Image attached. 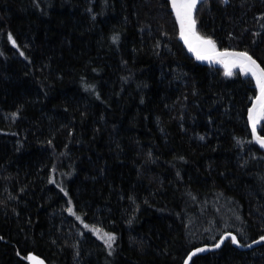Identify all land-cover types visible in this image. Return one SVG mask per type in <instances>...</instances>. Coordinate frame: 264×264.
Segmentation results:
<instances>
[{"label": "trees", "instance_id": "1", "mask_svg": "<svg viewBox=\"0 0 264 264\" xmlns=\"http://www.w3.org/2000/svg\"><path fill=\"white\" fill-rule=\"evenodd\" d=\"M194 19L264 70V0ZM232 72L186 53L169 0H0V264H183L264 235L258 89ZM190 264H264V244Z\"/></svg>", "mask_w": 264, "mask_h": 264}, {"label": "snow or ice", "instance_id": "2", "mask_svg": "<svg viewBox=\"0 0 264 264\" xmlns=\"http://www.w3.org/2000/svg\"><path fill=\"white\" fill-rule=\"evenodd\" d=\"M198 2L199 0H171L177 23L180 26V37L188 47V50L196 56L197 60H210L214 63L222 64L225 69V76H232V68L234 67H239L241 73L245 76L251 74L256 81L259 95L256 96L253 107L249 109L248 119L252 128L253 137L261 147H264V138L256 135V125L261 119H264V70L245 52H216L215 43L211 39L204 38L196 32V22L193 17V12ZM224 2L227 3V0H224ZM9 40L12 41L11 36H9ZM13 46H15L14 41ZM68 211L71 214L72 209L69 208ZM93 231L103 238L105 244L111 248V242L114 240L113 236L102 234L98 228L93 229ZM261 239L264 240V237ZM231 240L233 244H238L235 236H232ZM221 243H223V239L220 243L216 244V247H220ZM199 251H204V249H200ZM28 259L31 262L35 258L28 257ZM185 264H187V261H185Z\"/></svg>", "mask_w": 264, "mask_h": 264}, {"label": "water", "instance_id": "3", "mask_svg": "<svg viewBox=\"0 0 264 264\" xmlns=\"http://www.w3.org/2000/svg\"><path fill=\"white\" fill-rule=\"evenodd\" d=\"M200 1H201V0H199V2H200ZM199 2H198V3H199ZM198 3H197V4H198ZM169 7H170V10H171V12H172V14H173V16H174L175 22H176L177 27H178V39H179L180 43L183 45V47H184L186 53H187L191 58H193L195 61H197L198 63H200V64H202V65H204V66L221 67V68L224 69V67H223L222 64L214 63V62H212V61H210V60H197V59H196V56H195L192 52H190V51L188 50V47L185 45L184 41H183V40L181 39V37H180V26H179V24L177 23V20H176V14H175V12L173 11L171 0H169ZM193 17H194V12H193ZM216 52H243V51H235V50H229V49H227V50H216ZM248 55H249V54H248ZM249 56H250V55H249ZM253 59H254V58H253ZM254 60H255V59H254ZM255 61H256V60H255ZM256 63H257V64L259 65V67L262 69V67L260 66V64H259L257 61H256ZM234 68H235V67H234ZM234 68H232V70H233ZM224 70H225V69H224ZM262 70H263V69H262ZM249 76H251V74H249ZM251 77H252V76H251ZM258 95H259V90H258V93H257L256 96H258ZM256 96H255V98L252 100L249 109L253 107V103H254V101H255V99H256ZM249 109H248V112H247V123H248V128H249V131H250L251 139H252V141H253L256 145H258V146L264 151V147H261L260 144H259V143L256 141V139L253 137L252 128H251V125L249 124V119H248V116H249ZM256 135L259 136V137H261V138H264V136H260V135L257 133V131H256ZM232 236H235V237H236V235L233 234V233H231V232L223 233V234L221 235V237H220V240H219L217 243H220V241H221L222 239H223V243H224L227 239H230V240H231V237H232ZM262 237H264V235H262L261 237H259V239H257V240L254 241L253 243L248 244V245H245V246L241 245V244L239 243L237 237H236V239H237V241H238V244H233V243H232V245H233L235 248H237V249H239V250H241V251L251 250V249H253V248H255V247H258V246H261V245L264 244V240L261 239ZM231 242H232V240H231ZM217 243H216V244H217ZM223 243H221V244H220V247H218V248L216 247V244H214V245H204V246L197 247V248L193 249V250L188 254V256L186 257L185 261H187V264H190L192 258H193L195 255H203V254H205V253H207V252H210V251H217V250H219V249L222 247ZM200 249H204V251H199ZM193 253H195V255H193ZM29 257H33V258H35V259H34L33 261H31V262L29 261L28 264H48L44 259H42V258L39 257V256H36V255H30ZM185 261H184L183 264H185Z\"/></svg>", "mask_w": 264, "mask_h": 264}, {"label": "bare ground", "instance_id": "4", "mask_svg": "<svg viewBox=\"0 0 264 264\" xmlns=\"http://www.w3.org/2000/svg\"><path fill=\"white\" fill-rule=\"evenodd\" d=\"M219 240H220V239H219ZM255 241H256V240H255ZM253 242H254V241H252V242H250V243H248V244H251V243H253ZM239 243H240V242H239ZM223 244H224V243H223ZM240 244H241V243H240ZM248 244H246V245H248ZM206 245H207V244H206ZM213 245H214V244H213ZM241 245H242V244H241ZM200 246H204V245H200ZM200 246H198V247H200ZM243 246H245V245H243ZM258 247H259V246H258ZM195 248H197V247H195ZM195 248H194V249H195ZM255 248H257V247H255ZM253 249H254V248H253ZM192 250H193V249H192ZM192 250H191V251H192ZM251 250H252V249H251ZM191 251H190V252H191ZM247 251H248V250H247ZM190 252H189V253H190ZM210 252H214V251H210ZM189 253H188V254H189ZM187 256H188V255H187ZM187 256H186V257H187ZM185 259H186V258H185ZM184 261H185V260H184ZM183 263H184V262H183Z\"/></svg>", "mask_w": 264, "mask_h": 264}]
</instances>
